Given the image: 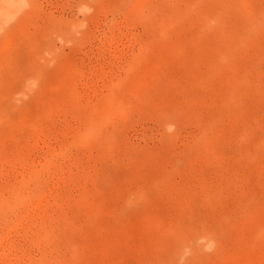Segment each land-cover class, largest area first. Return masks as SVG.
<instances>
[{
    "label": "rangeland",
    "instance_id": "rangeland-1",
    "mask_svg": "<svg viewBox=\"0 0 264 264\" xmlns=\"http://www.w3.org/2000/svg\"><path fill=\"white\" fill-rule=\"evenodd\" d=\"M0 264H264V0H0Z\"/></svg>",
    "mask_w": 264,
    "mask_h": 264
}]
</instances>
